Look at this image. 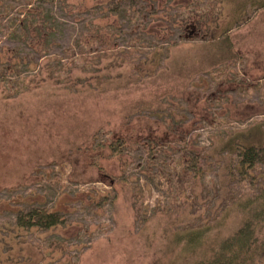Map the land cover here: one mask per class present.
I'll return each mask as SVG.
<instances>
[{"label": "rangeland", "instance_id": "374dc122", "mask_svg": "<svg viewBox=\"0 0 264 264\" xmlns=\"http://www.w3.org/2000/svg\"><path fill=\"white\" fill-rule=\"evenodd\" d=\"M138 1L122 3L139 10L132 20L118 0L55 3L53 53L80 42L81 80L0 91V264H201L245 206L263 210L264 0ZM18 8L0 0L6 53L31 51L9 36ZM176 13L193 17L191 33L166 52ZM238 142L259 149L253 167ZM29 207L62 221L20 228ZM255 230L264 241V213ZM259 252L249 264H264Z\"/></svg>", "mask_w": 264, "mask_h": 264}, {"label": "trees", "instance_id": "16d2710c", "mask_svg": "<svg viewBox=\"0 0 264 264\" xmlns=\"http://www.w3.org/2000/svg\"><path fill=\"white\" fill-rule=\"evenodd\" d=\"M14 1L19 5V8L16 21L13 23V27L9 28V36L21 45L29 43L31 51L23 53L22 47L17 45L6 53L5 49L0 47V91L4 97L11 98L21 95L46 81H53L57 84L80 81L81 76L77 77V75L72 73L77 61L75 49L81 43L71 44L67 51L66 49L64 50L63 54L53 53L54 48L59 45L60 35L63 30V23L54 11V4L60 1L66 2L67 0ZM133 1L139 2L138 0ZM117 3L114 10L117 11L119 17L129 20L136 17L135 15L139 10L134 9V6L129 8V6L122 5L123 0H118ZM182 15L181 13H176L170 20H167V29L171 31V34L170 38H165L163 42L166 52L171 46H176L181 41L186 40L191 33H189L188 23L193 17L183 15V19L180 21ZM94 27H97V24H92L90 29L92 32H94ZM96 33L98 35L99 30ZM226 38H216L215 40ZM140 39L144 43H148L149 47L153 45V38L149 40L145 36L140 37ZM228 50L232 51L233 49L229 46ZM166 52L161 55H165ZM33 53L42 55L36 57ZM4 56L8 57V60H5ZM126 143L127 141H125ZM119 145H121V142L114 141L109 146L111 153L118 154L120 152V149H118ZM234 145L239 151V156L244 157L241 163L248 168L253 167L259 161V149H256L253 144L238 142ZM244 210L247 217L241 225L242 227L231 236L220 241L219 249L210 256V262H202L201 264H249L255 261L257 254L260 255L259 250L264 248V241L261 242L255 229L257 222H260L262 213H264V208L262 211L251 210L247 205ZM15 219L16 225L25 229L36 226L49 229L59 225L62 221L58 212H51L47 208L35 207L20 209ZM242 250L243 255H240Z\"/></svg>", "mask_w": 264, "mask_h": 264}]
</instances>
